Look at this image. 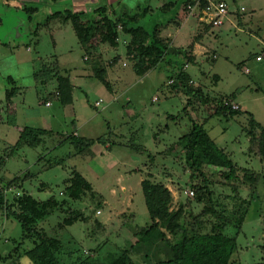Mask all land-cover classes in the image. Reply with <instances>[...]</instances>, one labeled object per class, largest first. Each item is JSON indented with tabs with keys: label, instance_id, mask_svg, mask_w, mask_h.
Masks as SVG:
<instances>
[{
	"label": "rangeland",
	"instance_id": "374dc122",
	"mask_svg": "<svg viewBox=\"0 0 264 264\" xmlns=\"http://www.w3.org/2000/svg\"><path fill=\"white\" fill-rule=\"evenodd\" d=\"M226 1L228 12L215 25L201 18V9L191 12L189 0H0V155L7 154L0 179L14 181L7 192L9 201L18 191L57 200L37 228L62 241L64 263L89 256L98 264H110L128 251L135 263L155 264L154 248L139 241L138 233L152 224L141 185L150 177L171 189L170 208H182L180 221L185 226L211 231L216 221L211 208L229 220L225 231L238 235L233 264H264V178L253 191L244 177V168L264 174V158L250 153L247 133L249 112L264 123V59L256 58L264 50V0ZM206 3L202 0L201 7ZM66 9H83L82 21L111 16L118 24L119 45L101 43L100 55L92 58L72 21L53 15ZM190 14L195 18L184 23ZM123 23H160L162 35L173 45L187 46L194 62L184 55L166 59L187 69L190 83L204 95L192 94L190 100L184 92L173 93L170 70L163 65L139 75L126 53L131 37L124 33ZM56 58L61 72L75 83L67 104L55 93L56 79L44 83L34 74L42 63ZM94 60L95 66H105L109 86L93 74ZM84 70L91 73L80 76ZM15 85L20 91L8 102L7 89ZM233 94L248 113L229 118L212 114L225 98L231 104ZM195 120L205 122L209 134L234 159L239 180L226 179V168L207 162L205 176L194 170L179 139ZM27 126L42 128V140L13 151L11 146ZM77 133L94 139L93 144L76 145ZM55 159L63 161L52 166ZM75 171L92 184L80 198L69 197L67 191ZM165 230L176 241L179 234ZM21 234V224L13 216L0 221V264H34L26 252L36 236L23 240Z\"/></svg>",
	"mask_w": 264,
	"mask_h": 264
},
{
	"label": "trees",
	"instance_id": "16d2710c",
	"mask_svg": "<svg viewBox=\"0 0 264 264\" xmlns=\"http://www.w3.org/2000/svg\"><path fill=\"white\" fill-rule=\"evenodd\" d=\"M189 2L194 3V0H189ZM84 12L83 9H66L65 12L58 11L53 15H59L58 13H60L64 21L69 19L72 21L78 38L89 54L93 52L94 48L97 49V45L93 44L92 40L108 42L112 46L119 45L118 24L111 16L103 14L98 22L93 19L82 21L81 16ZM160 25V23H155L152 27L144 25L128 27L127 23L122 24L124 33L131 37L126 46V53L134 62V70L139 75H145L156 66L163 65L166 70H170L169 77L172 78L170 82L172 83L173 93L183 95L184 92L187 97H191L190 100L193 98L192 94L203 96L202 89L190 83L193 81L190 72L184 67H176L173 62L170 60L169 62L168 58L166 59L169 55H184L188 56L191 62H194V57L187 54L186 47L173 45L171 39L162 36ZM90 56L93 58L94 54L92 53ZM118 60V57L115 58L113 63ZM95 65L94 60V75L109 86L110 82L104 77L105 66L103 64L102 67ZM34 74L38 81L44 83L53 78L56 79L55 93L60 97L61 102L66 103L72 100L74 85L69 75L61 72L60 65L57 62L43 65ZM9 79L15 82L14 78L9 77ZM16 90L17 86H13V89L8 92L7 98L9 100L12 99ZM233 98H235V94L231 99ZM227 99L225 98L224 104L221 103V108H217L212 114L230 117L247 112L240 106L234 108ZM190 100H188V103ZM185 111L187 112V108ZM212 114L208 119L213 116ZM249 115L251 118L250 127L247 131L249 135H247L249 140L248 150L250 153L264 158V123L257 121L252 112H249ZM204 124L205 122L203 123L200 120L192 121L189 133L179 139L187 147L188 156L193 161L192 167L205 176L203 172L204 163L222 166L226 168L224 171L226 179L239 180L236 162L224 148L218 145ZM43 134V129L27 126L22 130L17 143L12 145L10 149L14 151L23 146L24 143L25 145L35 146L42 140L41 136ZM73 136H75V144L83 145L84 148H89L94 142L92 138L81 137L77 134H73ZM6 156L7 154L0 155V164H4ZM62 161L61 159H55L54 162L52 161V166ZM244 170V177L250 180L252 190L257 191L259 179L264 178L263 172L259 170L249 172V168H244ZM27 178L28 176L25 177V180ZM204 180L208 181L207 177H204ZM12 181L4 182L3 178L0 179V221L7 215L13 216L21 224V238L23 240H31V236H36L31 240L33 246L26 252V255L33 260L34 264H67L60 258L63 248L62 241L55 236H48L46 230L37 228L38 222L40 223L49 215V208L57 205V200L55 198L40 200L31 193H20L15 194L12 200L9 201L7 192L11 188V184L14 183ZM69 182L71 183L67 191L69 197L72 198H80L82 193L92 186L91 182L79 171L74 172V176ZM141 185L152 224L149 227L140 228V232H138L140 234L139 241L146 244L150 250L154 248V255L158 257L155 264H233L231 258L238 245V235H231L225 231L229 226V220L220 214L218 210L211 208L216 215V221L213 223L211 231L203 232L197 229L195 225L185 226L180 221L184 213L181 207L175 211L171 210L170 204L173 200V194L168 186L162 182L152 180L150 177L144 178ZM203 187L204 185L198 186L197 191L201 192ZM237 225H239L237 230L240 231L241 224ZM164 228L171 234H179L176 241L169 239ZM127 252H123L118 258H114V262L110 264H138L131 259ZM70 264H98V262L95 258L86 256L80 257Z\"/></svg>",
	"mask_w": 264,
	"mask_h": 264
},
{
	"label": "built area",
	"instance_id": "2783aa9c",
	"mask_svg": "<svg viewBox=\"0 0 264 264\" xmlns=\"http://www.w3.org/2000/svg\"><path fill=\"white\" fill-rule=\"evenodd\" d=\"M208 3H206L205 6H202V0H194L193 2L187 3V8L194 12L197 8L201 9V18L204 20L211 21V23L217 25L222 23L223 16L228 12V3L226 0H206ZM256 58L258 60L264 59V50L256 55ZM248 71V69H247ZM51 101H47V104H50ZM100 102L97 101L96 104H99ZM228 103V102H227ZM232 106L234 108H238L239 104L232 103ZM21 192H17V194H20Z\"/></svg>",
	"mask_w": 264,
	"mask_h": 264
},
{
	"label": "crops",
	"instance_id": "0c3cea01",
	"mask_svg": "<svg viewBox=\"0 0 264 264\" xmlns=\"http://www.w3.org/2000/svg\"><path fill=\"white\" fill-rule=\"evenodd\" d=\"M110 2H111V0H110ZM108 4V3H107ZM74 10H76V9H74ZM194 14V13H193ZM178 16H180V15H178ZM193 17L195 18V16H192L191 14L188 16V17H186L185 18V22L184 23H189L190 21V19H193ZM120 34V33H119ZM19 35H21V33H19ZM128 35V34H127ZM161 35H162V33H161ZM162 36H164V35H162ZM164 37H166V36H164ZM119 38L120 37H118V41H119ZM127 41V40H126ZM173 41V40H172ZM92 43L93 44H96L97 45V49L96 48H94L93 49V54L94 53H100L101 52V50L100 49H98L99 47H100V44L101 43H104V42H100V41H96L95 42V40H92ZM173 43V42H172ZM175 45V44H174ZM176 46H179V45H176ZM102 47V46H101ZM185 47H187V46H185ZM92 49V48H91ZM86 53V52H85ZM92 53H90V55L92 54ZM98 55H100V54H98ZM101 57H102V55H101ZM84 58L86 59V60H88V58H89V56H84ZM102 59V58H101ZM55 62H57L59 65H60V68H61V63H60V61H59V59L58 58H56L54 61H52V62H47V63H42L43 65H47V64H53V63H55ZM103 63V62H102ZM33 68H35V67H33ZM39 70V69H38ZM35 72H36V70H35ZM79 73H81V74H79L80 76H82V75H85V73H91V72H88V71H86V70H84L83 71V73L82 72H79ZM93 73V72H92ZM94 74V73H93ZM69 75V74H68ZM69 77H70V79H71V81H72V83H73V85H74V89H75V83L73 82V80H72V78H71V76L69 75ZM15 86H17V90H16V93L17 92H19L20 90H19V86L18 85H15ZM13 89V88H12ZM12 89H7V94H8V92L9 91H11ZM19 90V91H18ZM73 92H74V90H73ZM15 93V94H16ZM15 94H14V96H15ZM14 96L12 97V99L11 100H9L8 102H12V100H13V98H14ZM6 97H7V95H6ZM57 97L60 99V97L57 95ZM234 99L236 100V98H233L232 99V103H236V104H239L240 105V103L239 102H237V101H234ZM47 101H50L49 99L47 100ZM61 101V100H60ZM67 103H70V102H66V103H63V104H67ZM51 104V103H50ZM1 109H3V108H1ZM231 117V116H230ZM229 118V117H228ZM42 129V128H41ZM45 130H47V129H45ZM48 131V130H47ZM45 134V133H44ZM77 135H79L78 133H77ZM19 139V138H18Z\"/></svg>",
	"mask_w": 264,
	"mask_h": 264
}]
</instances>
